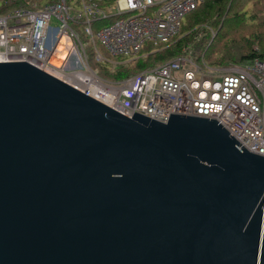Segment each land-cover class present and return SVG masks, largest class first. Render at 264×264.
Masks as SVG:
<instances>
[{
	"label": "water",
	"instance_id": "obj_1",
	"mask_svg": "<svg viewBox=\"0 0 264 264\" xmlns=\"http://www.w3.org/2000/svg\"><path fill=\"white\" fill-rule=\"evenodd\" d=\"M0 264H264V156L0 59Z\"/></svg>",
	"mask_w": 264,
	"mask_h": 264
},
{
	"label": "built area",
	"instance_id": "obj_2",
	"mask_svg": "<svg viewBox=\"0 0 264 264\" xmlns=\"http://www.w3.org/2000/svg\"><path fill=\"white\" fill-rule=\"evenodd\" d=\"M24 1L29 6L0 14V59L28 61L128 116L135 111L162 122L169 112L215 118L249 151L264 156V58L215 68L186 48L109 80L90 65L72 27L84 25L98 62L104 58L96 51V38L109 55L134 57L145 44L155 48L169 42L183 17L204 0ZM126 13L94 35L93 24Z\"/></svg>",
	"mask_w": 264,
	"mask_h": 264
},
{
	"label": "rangeland",
	"instance_id": "obj_3",
	"mask_svg": "<svg viewBox=\"0 0 264 264\" xmlns=\"http://www.w3.org/2000/svg\"><path fill=\"white\" fill-rule=\"evenodd\" d=\"M30 1V0H29ZM44 0H39L41 3H36V5H42L46 2ZM231 0H227L226 4L224 5L225 9H229V2ZM239 8H242L244 14H246L245 19L243 22L238 23V25L232 28H225L230 29L228 30L223 37L215 42L213 46H209L212 42V39L217 36L218 31L220 30V23L215 21V17H210L209 21L203 22L202 24L195 25L192 30H194V41L199 42L201 45L199 48H194L193 50L199 54H203V61L206 65L212 66L215 68L224 67V66H232L236 65L233 60H222L220 59L221 56L228 53L231 49L235 51L246 50L249 49L256 50L257 48L262 49L264 47V0H243V4L239 5ZM129 13L111 16L110 18L103 19L98 21L97 23L93 24L92 30L94 35L96 34V30L116 18L127 16ZM221 18V17H218ZM183 23H186L187 18H183ZM72 27L79 35V38L82 44L85 46L86 54L88 57V61L90 65L95 68L98 74L109 80H116L110 76L112 72H115L118 68H123L122 65L130 66L131 71H134L136 68V64L140 62V60H144L146 57L150 58L153 54H146L144 52L139 53L134 57H125L124 56H112L107 53V51L103 48L100 42L95 40L96 44V51H98L104 58L102 62H98L94 58V47L91 43V37L87 34L84 30V25H76L72 24ZM244 32V33H243ZM245 34V35H242ZM192 46V45H190ZM208 46V48H207ZM61 47V46H60ZM152 49L153 46L149 44H145L143 50L145 49ZM196 54V53H195ZM198 55V54H197ZM146 56V57H145ZM106 57L109 61H107ZM128 58V59H126ZM154 60H148L147 67L154 64ZM199 63L202 64V61L199 60ZM158 64V63H157ZM106 68H102V66ZM156 65V64H155ZM136 71V70H135ZM134 71V73H135ZM137 72V71H136Z\"/></svg>",
	"mask_w": 264,
	"mask_h": 264
},
{
	"label": "trees",
	"instance_id": "obj_4",
	"mask_svg": "<svg viewBox=\"0 0 264 264\" xmlns=\"http://www.w3.org/2000/svg\"><path fill=\"white\" fill-rule=\"evenodd\" d=\"M32 1H36V3H41L39 2V0H30V2ZM50 1L53 0H44L43 2H50ZM226 2L227 0H204L196 8L189 11L184 16L187 18L186 23H183V21H181L178 33L169 42L152 49L148 48L145 50L143 49L141 50V52H144L145 55L146 54L148 55L153 54V55L150 58H147L145 56L146 58L144 60H140V62L136 64L135 70L139 71L141 69L146 68L148 66L146 61L148 60L151 59L154 60L153 62L155 63L150 65L153 66L157 63H160L164 60H167L173 56L182 53L186 48H192V49L199 48L201 44L199 42H193L195 32L194 30H192V28L195 25L202 24L204 21L205 22L209 21L208 19H210V17H215L216 18L215 21L219 22L221 25H220V30L217 33V36H215L212 39V42L209 44V46H213L215 42L220 40L223 37V35L228 30H230V29L225 30V28H232L238 25V23L243 22V20L245 21L247 20L245 19L247 18L245 17L246 14H244L245 11H243L242 8H239V5L243 4V0H231L229 2V9H227V11L224 10L225 9L224 5L226 4ZM20 6L27 7L29 6V4L24 0H0V14L6 13ZM253 58H264V47H262V49L257 48L256 50L249 49L248 51L244 49L241 50V52L238 50L235 51L231 49L230 51H228V53H225V55L220 57L221 61L233 60L236 64H242ZM106 59L108 58L106 57ZM122 67L123 68H118L115 72H112L110 76H113L112 78L114 79H121L134 73L135 71V70L131 71L130 66H127V64L122 65ZM102 68H106V67L103 65Z\"/></svg>",
	"mask_w": 264,
	"mask_h": 264
}]
</instances>
